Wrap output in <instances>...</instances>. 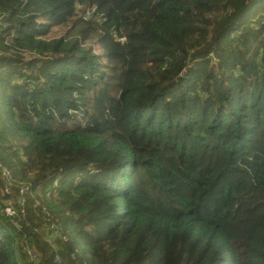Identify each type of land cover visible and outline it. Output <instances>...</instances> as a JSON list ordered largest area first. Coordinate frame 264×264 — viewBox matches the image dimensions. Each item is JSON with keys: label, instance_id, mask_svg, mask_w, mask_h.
I'll list each match as a JSON object with an SVG mask.
<instances>
[{"label": "trees", "instance_id": "obj_1", "mask_svg": "<svg viewBox=\"0 0 264 264\" xmlns=\"http://www.w3.org/2000/svg\"><path fill=\"white\" fill-rule=\"evenodd\" d=\"M4 169L0 264H264V0H0Z\"/></svg>", "mask_w": 264, "mask_h": 264}, {"label": "rangeland", "instance_id": "obj_2", "mask_svg": "<svg viewBox=\"0 0 264 264\" xmlns=\"http://www.w3.org/2000/svg\"><path fill=\"white\" fill-rule=\"evenodd\" d=\"M79 16V13L78 12H76L75 13V16L74 17H72V20H70L69 22H67L66 24H64V25H61V26H57V27H55V28H53L52 29V31H51V33L49 34V37L48 38H54V37H58V36H66V37H70V36H72V35H74V34H76V33H78L77 31H78V28L79 27H76L75 25H74V23H75V21H76V19H77V17ZM86 44H88V43H86ZM96 47V51H99V49H97V48H99L100 46H95ZM8 177H7V172L5 171V169H4V171L2 172V175H0V181L1 182H3V187H4V191H5V193L6 194H9L11 191V189H10V187L8 186V183H7V179ZM25 190V189H24ZM23 190V191H24ZM12 202H15V205L18 203V206L20 205V207L21 208H23V204H24V200H21V199H13L12 201H10V202H8V203H12ZM7 207H9V208H11V209H14V211L16 210V217L14 218L13 216L11 217V216H9V217H11L12 218V223L17 227V228H19V229H21L22 228V224H20V221L21 220H24V218H25V216H26V214H25V212H24V208L23 209H20V210H17L15 207H12V206H10V205H7L5 208H4V211H3V213H4V215L5 216H8L7 214H6V212H5V209L7 208ZM15 213V212H14ZM56 232V231H55ZM21 242H22V245H23V247L25 248V251L27 252V254H28V256L30 257V258H34V256H37V245H35V244H31L29 241H28V238L27 237H24V238H22L21 239ZM36 248V249H35ZM55 261L57 262V263H59L60 262V256H56V258H55Z\"/></svg>", "mask_w": 264, "mask_h": 264}, {"label": "built area", "instance_id": "obj_3", "mask_svg": "<svg viewBox=\"0 0 264 264\" xmlns=\"http://www.w3.org/2000/svg\"><path fill=\"white\" fill-rule=\"evenodd\" d=\"M5 212H6V214L8 215V216H13L14 218L16 217L15 215H16V210L14 211V209H11V208H9V207H7L6 209H5ZM15 212V213H14Z\"/></svg>", "mask_w": 264, "mask_h": 264}]
</instances>
